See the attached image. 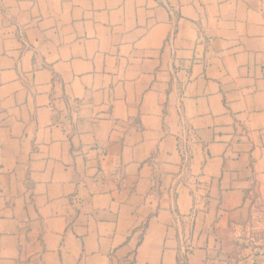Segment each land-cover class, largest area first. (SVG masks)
Masks as SVG:
<instances>
[{
  "label": "crops",
  "instance_id": "1",
  "mask_svg": "<svg viewBox=\"0 0 264 264\" xmlns=\"http://www.w3.org/2000/svg\"><path fill=\"white\" fill-rule=\"evenodd\" d=\"M260 212L264 0H0V264H263Z\"/></svg>",
  "mask_w": 264,
  "mask_h": 264
},
{
  "label": "rangeland",
  "instance_id": "2",
  "mask_svg": "<svg viewBox=\"0 0 264 264\" xmlns=\"http://www.w3.org/2000/svg\"><path fill=\"white\" fill-rule=\"evenodd\" d=\"M252 228L246 232V237L250 242H258L261 238H264V213H257L256 217L250 223ZM256 227V228H255ZM252 246V244H251Z\"/></svg>",
  "mask_w": 264,
  "mask_h": 264
},
{
  "label": "built area",
  "instance_id": "3",
  "mask_svg": "<svg viewBox=\"0 0 264 264\" xmlns=\"http://www.w3.org/2000/svg\"><path fill=\"white\" fill-rule=\"evenodd\" d=\"M252 250L264 260V238H261L258 242H255L252 247Z\"/></svg>",
  "mask_w": 264,
  "mask_h": 264
}]
</instances>
